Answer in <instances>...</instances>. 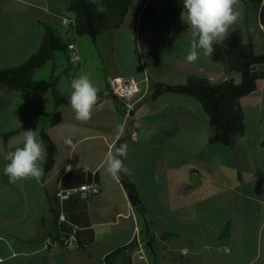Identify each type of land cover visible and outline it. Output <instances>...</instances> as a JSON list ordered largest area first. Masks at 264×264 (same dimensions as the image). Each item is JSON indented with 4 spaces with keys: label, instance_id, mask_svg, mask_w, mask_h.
Listing matches in <instances>:
<instances>
[{
    "label": "crops",
    "instance_id": "crops-1",
    "mask_svg": "<svg viewBox=\"0 0 264 264\" xmlns=\"http://www.w3.org/2000/svg\"><path fill=\"white\" fill-rule=\"evenodd\" d=\"M70 1L0 0V66H18L35 55L49 25L61 37L76 43L82 59L78 77L88 75L100 90L98 95H102L92 118L86 123L78 121L69 103L70 80L66 89H61V80L54 75L57 62L61 60L57 54L50 61L49 84L52 89L58 88L61 95L53 93L54 101H50L39 93L48 99L49 106H35L31 114H23L24 117L33 114L36 118L33 124L12 123L0 129V132H13L7 139L0 135V264H104L107 252L134 238L139 245L130 253L132 264H155L152 254L144 247L140 215L121 182L123 177H113L106 171V157L114 152L118 139H126L128 150L124 163L129 167L141 139L148 140V132L154 130L156 141L151 143L149 139L147 143L159 156L156 161L164 163L162 174L167 184L163 192L157 193L162 197L155 199L159 204L158 214H149L139 197L144 207L142 211L154 221L158 264H191L188 260L192 256L197 260L202 251L207 259L212 258L210 264H251L262 257L264 77L258 79L255 91L240 98L246 127L234 146L222 143L213 146L216 143L209 141V116L197 99L168 91L152 96L159 83L178 85L191 79L220 83L232 76L226 62L213 61L210 56H203L202 50L197 61H186L191 29L181 17L185 10L183 0H147L143 6L137 3L136 9L140 12L136 22L131 12L121 28L105 32L96 42L89 36L73 35L62 24V18L69 16ZM147 4L153 6L154 13L150 21L142 25L139 18ZM236 10L240 16L230 26L228 35L240 30L244 42L252 40L256 53H264V25L258 10L251 0H239ZM62 55L68 60L67 53ZM108 77L140 81L139 91L125 100L126 114L121 113L114 98L106 94ZM57 111L62 120L54 124ZM121 126L123 134H118ZM28 129L36 131L40 140L42 130L52 137L58 148L55 164L40 182L25 179L10 183L3 172L8 163L4 157L16 146H22L24 131ZM69 137L73 139L71 146L65 143ZM182 140L186 142L181 145ZM182 146H195V149ZM200 149L205 152L203 155ZM214 150L221 153L220 161L212 159ZM208 152L210 154H206ZM180 159L194 163L192 170L201 176L215 172L219 186L191 184L182 188L184 190L175 187L179 174L169 163ZM143 161H148L147 157ZM44 163L45 158L43 168ZM78 169L86 176H97L101 186L100 193L88 200L65 199L73 219L94 228V241L84 247L74 242L62 243L55 236L59 232L62 237L64 232L52 233L46 219L52 209L58 211V205L51 202L50 196L63 187V177L68 172ZM125 176L131 179V174ZM154 178L161 181L156 171ZM80 212H85L86 216ZM197 225L200 227L196 228ZM116 262L126 264L123 254L117 256Z\"/></svg>",
    "mask_w": 264,
    "mask_h": 264
},
{
    "label": "trees",
    "instance_id": "trees-1",
    "mask_svg": "<svg viewBox=\"0 0 264 264\" xmlns=\"http://www.w3.org/2000/svg\"><path fill=\"white\" fill-rule=\"evenodd\" d=\"M146 1L71 0L67 5V12L69 17L73 18L74 35L89 36L93 42H96L105 32L121 28L129 13H134V20L136 22L140 12V9H136V4L139 3V6H143ZM251 2L258 10L261 23L264 25L263 0H251ZM153 13V6L147 4L141 11L140 23L142 25L148 23ZM69 41L70 39L61 37L52 26L47 25L45 36L35 55L18 66L0 68V113L7 108L16 93L36 89L41 86L42 80L35 77V72L39 67L54 60L59 52L66 53ZM213 47L215 50L210 55L211 59L216 62H226L228 70L232 75L230 78L220 83H211L197 79H191L188 83L178 85L159 83L152 96L156 97L168 91L197 99L209 116L211 130L209 141L234 146L237 137L246 127V119L240 106V98L255 91L258 79L264 77V69H262L264 66V53H256L255 43L252 40L244 42L240 30L232 31L223 42L214 44ZM235 76H238L239 79L237 80ZM101 99L102 95H99V101ZM114 100L117 103L119 111L126 114L127 106L125 101L117 96L114 97ZM61 120V113L59 111L55 112L52 122L56 124ZM12 134V131L0 132V135L6 139ZM40 137L44 143L46 152L44 163V175H46L55 164L58 148L55 141L46 131L42 130ZM122 144H126V139L123 137L118 139L114 145V149L120 147ZM121 158L125 160V158ZM119 175L121 177L125 176L124 173H120ZM91 180L98 181V177L86 176L81 169L72 170L63 177V187L77 186L84 181ZM135 191L137 192L136 188ZM137 196L140 204H142L138 192ZM70 198L82 201L89 199L81 198L78 194L71 195ZM50 199L53 204L58 205V211L51 210L57 225L56 230L64 232L62 237H59V232H57L55 237L63 243L65 237H69L71 233H75L79 247H84L86 244L94 241V228L89 223L82 225L81 222L74 220V216L69 214L65 199L63 204L57 196L51 195ZM63 209L66 212L67 219L59 223L58 217ZM142 210H144L143 205ZM80 213L86 216L85 212ZM139 219L144 233V247L149 253L155 254L154 221L149 220L143 211ZM51 237L55 238L52 234ZM149 243H151L152 248H150ZM138 245L139 241L137 238H134L128 243L113 247L106 253L104 264H118L116 258L120 254H123V260L126 264H132L130 253ZM153 259L154 263L158 264L156 258Z\"/></svg>",
    "mask_w": 264,
    "mask_h": 264
},
{
    "label": "clouds",
    "instance_id": "clouds-1",
    "mask_svg": "<svg viewBox=\"0 0 264 264\" xmlns=\"http://www.w3.org/2000/svg\"><path fill=\"white\" fill-rule=\"evenodd\" d=\"M184 11L182 20L191 29L190 47L185 57L188 63H194L203 56L208 57L214 52V44L223 42L228 35L230 26L237 22L240 12L236 10L239 0H183ZM71 94L69 103L80 122H88L92 118L93 110L98 105L99 89L93 84L88 75H80L70 83ZM102 107V105H101ZM118 134H123V127L118 128ZM22 146H16L9 151L4 159L8 163L3 172L10 183L20 180L34 179L40 182L44 175L42 167L46 152L44 143L38 139L36 131H24ZM73 145L71 137L65 140ZM128 145L122 144L106 157V171L113 177L120 173L131 174V169L125 165ZM70 245V241L68 242Z\"/></svg>",
    "mask_w": 264,
    "mask_h": 264
},
{
    "label": "rangeland",
    "instance_id": "rangeland-1",
    "mask_svg": "<svg viewBox=\"0 0 264 264\" xmlns=\"http://www.w3.org/2000/svg\"><path fill=\"white\" fill-rule=\"evenodd\" d=\"M58 57L61 59L57 62V65L54 69V75L57 79L60 78L61 89H66L67 84L69 83L68 77L66 75V66L67 60H65L61 52L58 53ZM22 64V63H21ZM20 65V64H19ZM14 67L12 65H1L0 68H11ZM130 68V67H127ZM52 73V63L49 62L37 69L35 72V77L42 80L41 87L39 89H31L26 91H21L16 93L10 102V105L0 113V129L5 125H15L23 124V123H30L33 124L36 120L35 117L31 114L34 111L35 106H42L48 107V99H44L43 96H39L38 94H45L46 98L48 97L50 101H54L53 93L56 94L60 92L55 89H52L49 84V77ZM71 82V81H70ZM36 92V93H33ZM61 95V94H60ZM23 114H25L23 116ZM157 132L150 131L148 132L146 139H141V143L137 146V151L132 155L130 158L129 168L131 169V180L136 185L138 190L139 196L141 197L144 205L146 206L148 213L152 215H157L159 211V204L155 202V199L158 195V192H163L166 189V181L164 174H162V170L164 168V163L156 161V157L159 158L155 149L152 145H149V139H151V143L156 141ZM186 142L185 140L180 141L182 143ZM193 144H199V141H193ZM219 144V145H218ZM221 146L220 143L213 144V146ZM183 148L193 150L195 146H182ZM199 150V148H198ZM201 155H203L202 149H200ZM231 150V148L229 149ZM205 153V152H204ZM210 154V152L206 153ZM151 155V156H150ZM148 159V161H143L144 158ZM212 159L215 161H220L221 153L219 151L214 150L212 154ZM169 166L176 168V173L179 174V178L177 181V185L175 187H180L181 189L188 186V185H198L201 184L202 186L206 187L208 185L213 187H218L219 176L215 172H206L205 176H201L198 172L192 170V166H195L194 163L190 162V160L180 159L175 163H169ZM154 171L160 175L161 181H155L154 178ZM172 185V184H170ZM184 190V189H182ZM189 195V192L186 193V196ZM162 197V196H161ZM200 227V226H199ZM198 225L196 228H199ZM190 261L191 264H210L213 262L212 258L207 259L206 253L201 252V255L197 256V260L194 257H191ZM230 262V260H229ZM251 264H264V255L259 257Z\"/></svg>",
    "mask_w": 264,
    "mask_h": 264
},
{
    "label": "built area",
    "instance_id": "built-area-1",
    "mask_svg": "<svg viewBox=\"0 0 264 264\" xmlns=\"http://www.w3.org/2000/svg\"><path fill=\"white\" fill-rule=\"evenodd\" d=\"M62 24L70 29L72 34L74 22L73 18L69 16H64L62 18ZM67 68L66 75L71 81L78 77V71L81 67V56L79 53L78 46L74 41H69L67 45ZM140 89V81L136 78H124V77H108L107 79V91L106 94L114 98L117 96L121 100H127L133 97ZM101 191V186L98 181L91 180L85 181L77 186L59 188L53 195L57 196L62 202L64 199L70 197L73 194H78L81 198L88 199L92 196L99 194ZM67 219L65 212L62 210L59 214V223L64 222ZM77 243V238L75 233H71L69 237L64 238V242ZM69 244V243H68Z\"/></svg>",
    "mask_w": 264,
    "mask_h": 264
},
{
    "label": "water",
    "instance_id": "water-1",
    "mask_svg": "<svg viewBox=\"0 0 264 264\" xmlns=\"http://www.w3.org/2000/svg\"><path fill=\"white\" fill-rule=\"evenodd\" d=\"M121 182L129 196L131 203L135 206L137 213L141 216L142 215V205L138 200L137 193L135 191V187L133 182L131 181L129 176H124L121 179ZM49 219V227L52 233L56 234V222L53 214L48 216ZM150 248H152L151 243H149ZM152 257L155 258V254H152Z\"/></svg>",
    "mask_w": 264,
    "mask_h": 264
}]
</instances>
